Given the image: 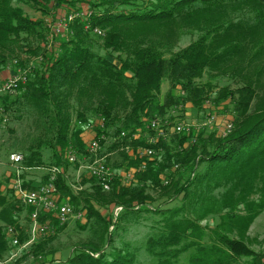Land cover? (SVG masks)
<instances>
[{
    "label": "trees",
    "instance_id": "1",
    "mask_svg": "<svg viewBox=\"0 0 264 264\" xmlns=\"http://www.w3.org/2000/svg\"><path fill=\"white\" fill-rule=\"evenodd\" d=\"M77 2L0 0V72L14 61L21 67L32 63L25 85L1 99L7 111L33 118L38 130L21 147L20 166L61 169L59 201L84 212L78 227L88 235L66 260L55 259L53 241L64 224L21 258L41 256L39 264H264V251L253 249L247 237L264 211V0L92 1V15L74 19L71 33L61 35L57 45L52 42L60 35L50 34L58 15L49 23L25 9L47 14L51 5L75 11L81 9ZM96 27L103 36L93 32ZM163 80L168 82L164 101ZM214 80L237 83L216 96L231 98L233 105L226 134L204 125L152 145L123 138L109 151L125 143L134 150L149 145L156 156L140 169V158L119 151L120 163H111L116 176L109 191L84 173L78 181L67 179L78 166L67 160L68 148L78 160L87 155L77 121L100 117L107 136L131 133L172 108L181 106V113L185 103L201 108ZM96 132L101 133L99 127ZM119 168L136 169L129 184L122 182ZM8 192L13 195L0 193L1 258L11 253L7 226L15 228L20 243L28 237L20 223L24 210L28 225V211L12 189ZM115 206L122 210L114 219ZM53 218L42 213L40 221ZM131 226L146 228L137 243L126 237Z\"/></svg>",
    "mask_w": 264,
    "mask_h": 264
},
{
    "label": "built area",
    "instance_id": "2",
    "mask_svg": "<svg viewBox=\"0 0 264 264\" xmlns=\"http://www.w3.org/2000/svg\"><path fill=\"white\" fill-rule=\"evenodd\" d=\"M92 15V11L87 8H81L79 10L71 11L64 16H59L52 24L50 37L62 35L67 36L69 31V24L76 18L88 20ZM86 25H89L88 23ZM93 32L99 36L104 35V31L98 27L93 29ZM37 60H41L38 58ZM32 63L30 62L27 67H21L18 61H14L9 65L10 74L2 82H0V126H5L9 123V113L5 106L1 103V99L7 95H15L19 88L28 80V75L31 69ZM181 106L172 108L168 114L164 116L155 115L147 120L144 128H139L131 133L121 131L119 135L115 137L107 136L104 132V119L95 118L94 120H88L86 122L77 121V125L83 129L93 131L94 137L86 143V156H83L81 160H78V156L74 149L68 148L66 153L67 160L71 164L78 163L76 173V181L79 180L82 173L88 177H93L97 184L104 191H109L111 188V182L116 176V172L113 170L111 164L108 161L109 145L113 142H121L123 138L134 141L137 139H145L147 144H156L160 139L168 140L172 133L188 132L191 127L183 122L180 113ZM214 116H210L206 123L200 125L198 128L209 124L213 121ZM211 124V123H210ZM209 124V125H210ZM96 127H99L101 133L96 136ZM232 127V123H228L223 130V135L226 134ZM197 128V129H198ZM84 130H82L83 132ZM152 132V133H151ZM102 141V143H101ZM138 146L134 150L129 143L120 145L116 151H124L131 157H137L141 159L140 169H144L146 166L145 159H154L157 154V149L149 146ZM9 161L13 165H19L16 167L15 177L11 182V189L19 202L24 206L27 212L28 219V237L20 243L18 239V233L12 226L6 227V232L11 238V245L13 247L11 253L1 258L0 264H26L24 261H20L22 252L28 253V248L36 243L41 238L49 234H53L57 227L67 224V222L74 218L76 220H83L84 212L81 210H75L67 201L60 202V193L56 186V177L61 172V169L52 166L48 168L49 177L46 183L39 184L32 188H24L21 180L20 168L23 161V154L20 152H12L9 154ZM177 167V165H175ZM135 168H130L127 171H121V180L125 184H129L132 181ZM167 184V180L164 181ZM74 190H80L81 186L72 185ZM122 210V206H115L112 210L113 218L115 219L119 212ZM50 213L54 217L53 219H45L40 221L41 214ZM112 226L110 229L112 230ZM33 258V257H32ZM37 260H41L42 257L38 256Z\"/></svg>",
    "mask_w": 264,
    "mask_h": 264
},
{
    "label": "rangeland",
    "instance_id": "3",
    "mask_svg": "<svg viewBox=\"0 0 264 264\" xmlns=\"http://www.w3.org/2000/svg\"><path fill=\"white\" fill-rule=\"evenodd\" d=\"M92 1L99 0H78L76 5L79 4L81 8H87L89 7V2ZM51 7V5L47 6V8L50 9L49 13L47 14H44L41 10L30 9L26 6L25 9L31 17H44V20L49 23L52 21V19H54L53 16H64L65 13H68L70 11L67 10L66 6H62L56 9ZM49 40L52 39L49 37ZM60 42H62V36H57L53 39L52 43L57 45ZM187 42L188 40H185L182 44L185 45ZM205 79L206 77L204 78V80ZM212 85L213 86L210 96L203 102L201 108H193L189 103H185L183 105L181 119L184 123L191 127V131L193 132H197V128L200 125L206 123L207 119L210 116H214L215 119L209 122V124L211 123L210 125L207 123L208 126H206L205 129L210 131L214 130L218 133H222L225 129L226 124H228L229 122L231 123V120L233 119V105L230 104L231 98L217 99L216 96L221 88L227 86L232 89L237 86V83L227 80H214L212 82ZM167 89L168 82L167 80H163L161 84V100L165 99V93ZM8 113L10 118L9 123L5 126H2L6 130H0V190L4 188V185H7V174L9 172L16 171V167H19V165H13L9 162V154L12 152L22 153L21 147L23 146V144L31 142V138H34L38 133V130H36V126L32 123L33 118H26L24 114L14 112L13 109L8 110ZM16 142V146L13 147L12 144ZM44 154L45 157H47L46 155L48 154V150H45ZM120 161L121 157L119 155V151H116L111 156L109 163H120ZM121 169L122 168H119L118 171H123ZM30 172L31 174H34L33 176H36L38 172L45 173L48 172V170L32 168ZM69 177L71 182L76 181L75 171L71 170ZM8 191L9 189L6 187L3 191L4 196L13 195ZM169 204L170 203H168V205ZM25 213L26 212L24 210H22V212L20 213V223L26 225V228H28L27 221L25 220ZM143 214H145V218L148 217L147 220H150L149 213ZM82 222H84V220L79 221L71 218L65 225L64 229L58 232L56 238L53 241V247L57 248V252L54 256L55 259H61L63 261L66 260L75 246H78L82 241H86V239H88L87 230H83L78 227V224L81 225ZM129 229L130 230L127 233L126 237L128 240L133 241V243H137L136 241L138 240V238H140L146 231L145 226H131ZM247 237L248 242L253 249H255L256 251H264V211L259 214L253 221V224L248 230ZM12 249L13 247H11V251ZM20 261H24L26 264H39L37 259L32 257L28 258V256L27 258H21ZM148 264H151V260L148 261Z\"/></svg>",
    "mask_w": 264,
    "mask_h": 264
},
{
    "label": "crops",
    "instance_id": "4",
    "mask_svg": "<svg viewBox=\"0 0 264 264\" xmlns=\"http://www.w3.org/2000/svg\"><path fill=\"white\" fill-rule=\"evenodd\" d=\"M71 12V11H70ZM69 13V12H68ZM68 13H65L64 15L68 14ZM62 16V15H61ZM59 17V16H58ZM57 17V18H58ZM10 74V69H9V65L0 72V82L4 81ZM168 90V89H167ZM164 101V99L162 100ZM0 130H6L4 129V127L0 126ZM84 131L81 133V138L83 140V142L86 143L88 141H90L92 139V137H94V132L91 131V130H87V129H83ZM109 151V149H108ZM111 151V150H110ZM112 153H108L107 156L109 155V157L107 159H110L111 156L116 152V150H112L111 151ZM9 160V158H8ZM10 162V161H9ZM35 169H39V168H35ZM40 169H48V168H40ZM32 168H27V169H24V168H20V174H21V180L24 184H27V183H30L32 185V187H35L39 184H42V181L44 179V175L47 174L48 172H38L36 174V176H33L34 174H31V171ZM34 170V169H33ZM71 170L75 171L74 169H70L67 173V179H69V176H70V173H71ZM43 173V174H42ZM15 177V171L14 172H9L7 174V182H6V186L4 185L3 189L0 190V193H2V195H4L3 191L5 190V188L7 187L9 190L11 189V182L13 180V178ZM70 181V180H69ZM87 186H84V188H86ZM82 188V186H81ZM2 191V192H1ZM27 211V210H26ZM21 215V214H20ZM20 219H21V216H20Z\"/></svg>",
    "mask_w": 264,
    "mask_h": 264
}]
</instances>
